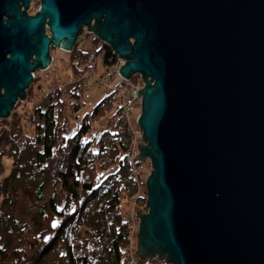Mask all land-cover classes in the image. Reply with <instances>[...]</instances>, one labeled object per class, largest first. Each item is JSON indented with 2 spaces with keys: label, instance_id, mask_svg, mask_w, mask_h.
<instances>
[{
  "label": "water",
  "instance_id": "water-1",
  "mask_svg": "<svg viewBox=\"0 0 264 264\" xmlns=\"http://www.w3.org/2000/svg\"><path fill=\"white\" fill-rule=\"evenodd\" d=\"M32 1L0 0V120L87 30L143 83L136 255L264 264V0Z\"/></svg>",
  "mask_w": 264,
  "mask_h": 264
},
{
  "label": "trees",
  "instance_id": "trees-1",
  "mask_svg": "<svg viewBox=\"0 0 264 264\" xmlns=\"http://www.w3.org/2000/svg\"><path fill=\"white\" fill-rule=\"evenodd\" d=\"M101 49L103 67L112 69L118 57L108 46ZM115 92L104 97L70 137L65 134L66 124L53 94L34 108L27 122L16 111V120L3 125L0 264H123L131 234L120 215V204L127 194H134L127 157L132 138L123 126L124 120L117 119L122 107L112 110ZM109 113L116 119L114 131L104 130L98 138L89 137L92 125L106 119ZM28 128L30 133H24ZM6 154L10 168L3 177L2 157ZM19 192L37 206L33 226L47 224L49 217L54 219L50 226L56 223L51 238L31 256L24 248L31 228L15 216ZM90 241L96 256L90 253Z\"/></svg>",
  "mask_w": 264,
  "mask_h": 264
},
{
  "label": "rangeland",
  "instance_id": "rangeland-1",
  "mask_svg": "<svg viewBox=\"0 0 264 264\" xmlns=\"http://www.w3.org/2000/svg\"><path fill=\"white\" fill-rule=\"evenodd\" d=\"M38 0H33L29 6L28 15L33 16L38 9ZM74 53L70 54L60 49L50 50L52 62L45 71H36L30 87L26 90L25 100L19 109L16 106L11 111L6 119L0 120V130L5 123L11 120H16L14 113L16 111L23 119H30L34 108L41 105L46 100L47 96L53 94L55 103L60 108V117L66 124V136H72L79 123L92 113L94 108L99 104L104 97L115 92V102L112 110L117 106L122 107L117 119L124 120V128L127 129V134L131 136L130 151L127 153L128 161L132 168L133 191L134 194L126 195L120 204V215L124 218L129 227L130 246L129 253L123 259V264H172L167 259L158 260L156 258L141 259L136 255V235L138 232L139 220L136 213L141 210L146 213V188L145 181L151 173L150 161L148 159L134 161V157L139 154L137 148V140L141 138V130L137 125V119L140 116V99L132 98L129 100V91L131 88L141 89L143 87L142 80L136 76L129 81H121L118 76V70L122 61L117 59L116 65L109 70H106L102 65L101 46L94 35H88L85 31L77 39ZM75 54V55H74ZM74 55V58H70ZM80 58H76V57ZM83 57V58H82ZM79 64V65H78ZM72 66H76L78 71L75 72ZM83 68V69H81ZM81 69V72L80 70ZM83 70V71H82ZM85 87V89L83 88ZM32 91V93H30ZM70 93L74 96L70 98ZM62 99L63 102H59ZM17 103V104H18ZM111 114L106 119L99 123L93 124L89 137L98 138L104 131H114L116 119L111 118ZM24 133L29 134L30 128ZM146 145L145 142H142ZM2 149V148H1ZM3 177L6 176L10 168V161L7 154L2 157ZM137 164V165H136ZM47 195V193H46ZM37 206L31 201L24 198L19 192L18 202L16 206V219L30 226L31 233L28 236L24 246L27 255L35 254L43 245L47 243L49 237L54 233V229L49 224L54 220L49 217V222L40 227L33 226L34 218L37 213ZM52 229H51V228ZM47 238V241L45 239ZM90 253L96 256V248L94 244L89 242Z\"/></svg>",
  "mask_w": 264,
  "mask_h": 264
},
{
  "label": "flooded vegetation",
  "instance_id": "flooded-vegetation-1",
  "mask_svg": "<svg viewBox=\"0 0 264 264\" xmlns=\"http://www.w3.org/2000/svg\"><path fill=\"white\" fill-rule=\"evenodd\" d=\"M33 3V1L30 3V5ZM35 15V14H34ZM92 25H93V23H92ZM91 25V26H92ZM83 31H85L88 35H92L91 33H89V32H87V30H83ZM46 34H48V33H46ZM78 39V38H77ZM78 41L76 40V42H75V44H74V46L72 47V49H71V51L70 52H68V53H70V54H73L74 53V48H76V43H77ZM52 49H57V48H54V47H52V46H50V48H49V50H52Z\"/></svg>",
  "mask_w": 264,
  "mask_h": 264
}]
</instances>
